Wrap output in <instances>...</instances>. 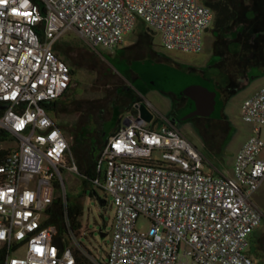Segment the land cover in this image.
Here are the masks:
<instances>
[{"label": "built area", "instance_id": "obj_1", "mask_svg": "<svg viewBox=\"0 0 264 264\" xmlns=\"http://www.w3.org/2000/svg\"><path fill=\"white\" fill-rule=\"evenodd\" d=\"M40 1L44 13L32 0H0V133L7 136L0 142L6 153L0 165L2 264H80L61 177L77 168L47 110L72 82L55 43L74 30L91 49L112 50L140 20L160 35L165 50L198 53L214 14L201 0ZM241 113L253 136L238 151L231 177L205 173L203 155L170 121L150 128L131 116L104 142L97 166L103 181L93 184L112 197L115 209L105 264H256L249 248L263 215L250 197L264 185V87ZM57 199L62 236L50 223ZM141 217L151 225L146 233L135 229Z\"/></svg>", "mask_w": 264, "mask_h": 264}, {"label": "rangeland", "instance_id": "obj_2", "mask_svg": "<svg viewBox=\"0 0 264 264\" xmlns=\"http://www.w3.org/2000/svg\"><path fill=\"white\" fill-rule=\"evenodd\" d=\"M228 1L238 13L237 20L225 30H214L211 24L198 53L165 50L160 35L140 20L112 50L91 49L74 30L55 43L54 52L72 70L69 90L59 101L56 115L53 111L49 115L66 136L77 168L76 172H61L67 202L82 210L81 230L71 234L75 256L86 258L81 243L99 264L106 263L115 209L112 197L86 181L84 173L97 174L104 142L141 101L154 115L152 124L157 125V119L175 118L179 132L203 155L205 173L233 175L238 151L253 136L252 125L242 118V105L264 87V0ZM145 58L172 73L169 91L150 89L138 80L135 65ZM190 82L192 89L186 86ZM175 89L181 94L175 96ZM261 139L264 141V127ZM98 199L105 203L99 205ZM250 200L263 215L256 233L261 235L264 185ZM58 222L65 227L62 218ZM150 227L142 217L135 224L139 233ZM100 231L107 236L101 238ZM249 255L254 258L251 246ZM254 259L256 264H264V256Z\"/></svg>", "mask_w": 264, "mask_h": 264}, {"label": "trees", "instance_id": "obj_3", "mask_svg": "<svg viewBox=\"0 0 264 264\" xmlns=\"http://www.w3.org/2000/svg\"><path fill=\"white\" fill-rule=\"evenodd\" d=\"M201 1L205 6L209 7L213 11L214 18L212 22V28L214 30H225L229 28L230 26H232L238 18V13L231 7L228 0H201ZM32 2L35 5L39 6L42 13L45 12V6L42 1L32 0ZM38 34L40 35V33ZM59 101L55 102L54 104H51L50 107L48 106L47 110L53 111L56 115L57 110H58ZM159 123L163 124L164 121H159ZM4 140H7V136L4 133H0V142ZM4 154H6L4 151L0 152V165L3 163ZM84 175H85V180L89 181L91 184H93V181L95 179L100 180V178L103 177L102 170L99 171L97 174H92L88 170L84 173ZM60 203H61L60 199H57L56 202H54L53 207L49 212H50V223L55 225L58 228L59 236H62L65 233L66 228L60 227L59 222H58L59 218L60 219L62 218L64 220L63 212L60 209V205H61ZM81 217H82V210L79 209L75 204L70 205L69 203H67V219L69 222V228L71 230V234H74L81 230V221H80ZM64 225H65V222H64ZM6 254H7V249L4 246L0 247V264L4 262ZM76 259L80 264H90L91 263V262L88 263V260H86V258L84 259V258H80L76 256Z\"/></svg>", "mask_w": 264, "mask_h": 264}, {"label": "water", "instance_id": "obj_4", "mask_svg": "<svg viewBox=\"0 0 264 264\" xmlns=\"http://www.w3.org/2000/svg\"><path fill=\"white\" fill-rule=\"evenodd\" d=\"M151 73L150 79L143 78L144 81L147 82L149 88L163 91L169 90L168 77L162 72L161 69L155 68L151 70ZM135 110L137 111L138 115L135 120L136 124L141 125L143 122L151 123L154 116L148 107H146L144 104H139L135 106ZM104 202V200L99 199L98 204L102 206ZM99 235L101 238H105L107 236V234L102 231L99 232ZM54 244L57 246L59 251H63L60 238H55Z\"/></svg>", "mask_w": 264, "mask_h": 264}, {"label": "flooded vegetation", "instance_id": "obj_5", "mask_svg": "<svg viewBox=\"0 0 264 264\" xmlns=\"http://www.w3.org/2000/svg\"><path fill=\"white\" fill-rule=\"evenodd\" d=\"M135 66L137 69L138 80H140L144 84L146 83L144 82L143 78L150 79V76L152 74L151 70L155 68L161 69L162 72L169 78L168 83H170L169 80L171 79L170 76L172 73L166 70L165 67L161 65L159 62L151 58H145L143 60H139ZM173 120H175V118H173ZM256 233L257 230L251 236L250 246H251V254L253 255L254 258L258 259L264 256V233L261 235H257Z\"/></svg>", "mask_w": 264, "mask_h": 264}, {"label": "crops", "instance_id": "obj_6", "mask_svg": "<svg viewBox=\"0 0 264 264\" xmlns=\"http://www.w3.org/2000/svg\"><path fill=\"white\" fill-rule=\"evenodd\" d=\"M168 79H169V78H168ZM172 79H173V78H172ZM169 81H171V79H170ZM144 82L147 84L146 81H144ZM171 83L173 84L172 81H171ZM171 83H168V84H169V90H170V87H172V86H171ZM143 84H144V83H143ZM146 84H145V85H146ZM188 84H189V85H186L187 87L191 86V82L188 83ZM146 86L148 87V84H147ZM186 86H183V89H186V88H187ZM148 88H149V87H148ZM150 89H151V88H150ZM191 89H192V86H191ZM154 90H156V89H154ZM169 90H167V91H169ZM180 90H181V89H180ZM187 90H188V89H187ZM162 91H163V90H162ZM174 91H176V93H175L176 95H175V96L181 94L179 90H176V89H175V90H173V92H174ZM139 104H143V102L141 101ZM131 116H137V111L135 110L132 114L127 115V117L124 118V119L122 120V123H123L128 117H131ZM153 116H154V115H153ZM167 117H168V116H167ZM170 117H171V121H170V122L173 123L175 126H177V124L174 123V121H175V120H173L174 117H172V116H170ZM153 119H154V117H153ZM152 121H153V120H152ZM152 121H151V123H148L149 127H150V128H156V127H158V126L160 125L159 121H164V120L157 119V120H156V124H157V125L152 124ZM164 122H165V121H164ZM119 126H120V125H119ZM242 146H243V145H242ZM205 162H206V161H205ZM222 176H223V175H222ZM252 204H253V203H252ZM253 205H254V204H253ZM254 206H255V205H254ZM255 207H256V206H255Z\"/></svg>", "mask_w": 264, "mask_h": 264}]
</instances>
